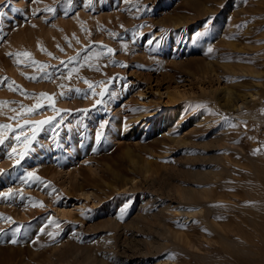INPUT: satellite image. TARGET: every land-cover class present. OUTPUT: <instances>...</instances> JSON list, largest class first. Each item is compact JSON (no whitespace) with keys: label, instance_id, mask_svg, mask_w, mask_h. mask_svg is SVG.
Returning a JSON list of instances; mask_svg holds the SVG:
<instances>
[{"label":"rangeland","instance_id":"obj_1","mask_svg":"<svg viewBox=\"0 0 264 264\" xmlns=\"http://www.w3.org/2000/svg\"><path fill=\"white\" fill-rule=\"evenodd\" d=\"M3 10L0 101L13 103L0 105V124L15 131L0 134L29 141L0 146V193H12L0 195V264H264V0H10ZM227 88L248 105L225 107ZM49 117L39 131L25 124ZM207 170L219 173L211 183L194 180ZM177 183L211 193L187 202Z\"/></svg>","mask_w":264,"mask_h":264},{"label":"snow or ice","instance_id":"obj_2","mask_svg":"<svg viewBox=\"0 0 264 264\" xmlns=\"http://www.w3.org/2000/svg\"><path fill=\"white\" fill-rule=\"evenodd\" d=\"M9 3H10V0H5V4L4 5H0V22H2L4 16L7 15V13L3 9H4L5 5H8ZM89 4H91V0H89ZM145 10H147V9H145ZM16 11H18V9ZM34 14H38V13H34ZM196 35L197 36H200V35H203V33H196ZM157 42H158V40H153V39H149V40L146 41V43L149 44V45H153L154 43H157ZM124 47L126 48L127 45H124ZM114 51L115 50L112 49V48H110V47L107 48V52L108 53H113ZM207 51L209 53H211L213 51V48L209 47L207 49ZM9 55H13V54L10 53ZM15 55L19 56V55H21V53H16ZM23 55L30 56L31 54L28 53V52H24ZM49 55H51V53H49ZM114 63H115V61H114ZM123 66L127 67L128 65L125 64ZM140 67H144V66L141 65ZM73 71H75V69H73ZM29 78L30 79H36V77H29ZM7 79H9V78L4 77L3 80H0V83H3V81L4 80H7ZM9 87L11 88L12 85H9ZM92 88H93V85L91 83H89V89H90L91 94L92 95H97V93H95L94 91H91ZM75 91L76 92H79L81 90L76 89ZM108 94L114 95V93H108ZM40 95L42 97H47V99L49 101V105H48L49 107H52L54 105V99L55 98H54L53 95H50V94H47V93H41ZM98 95L101 98H103L106 95V93L104 91H101ZM86 97H87V94L84 95V98H86ZM8 103H13V102H10V101H0V105H2V104H8ZM103 103H104L103 99H99V100L96 101V103L93 105V107L94 108L95 107H98V106L102 105ZM21 107H23V105ZM41 107H43V105L37 104L35 106V108H29L28 109V112L29 113H32V112L36 111V109L41 108ZM58 111H69V110H58ZM78 111H80L82 115H86L90 110L89 109H80ZM54 119H55V117H49V118H47L45 120H40V121H25V124L35 126L36 127V130L39 131L40 130V126H42V125H50L51 122ZM225 119H227V118H225ZM108 123H109L108 120H104V121H102L99 124L98 130L95 132V140L97 142H101L103 140L104 129L106 128V125ZM23 127H24V125H18L17 126V128H23ZM0 130H12V131H15V129H13V126L11 124H0ZM36 139H37V132L34 131L32 133V135H31L30 140H31L32 143H34L36 141ZM6 141H8L9 143H13V142H17V143H19V142H25V141H29V137L24 136L23 133H20V132H18L15 136H12V137H9L7 135L0 134V146H4ZM32 150L33 149L31 147H28V148H26V150L24 152L19 153L18 154L19 155V159L17 160V164H19L21 160H23L24 158H26L28 156V154ZM255 151L258 152L259 149L255 150ZM13 154H16V148L15 147H12L11 148V151L7 153V155L9 156V158H11V156ZM27 176L28 177H32V178L37 179V180L40 179L38 176L35 175V173H32V172L27 173ZM0 195L10 196V195H12V193L11 192H9V193H0ZM40 203L42 204V202H40ZM214 206H219V205H214ZM127 207H128V205L125 204L124 209H126ZM124 209H121V215H123ZM8 219L10 220L11 218L9 217ZM194 223H198V221H194ZM181 226L186 227V225H181ZM16 230L18 231L19 229H16ZM49 235H52V234L49 233ZM9 242L12 243V244L18 243V241L16 239H12Z\"/></svg>","mask_w":264,"mask_h":264},{"label":"bare ground","instance_id":"obj_3","mask_svg":"<svg viewBox=\"0 0 264 264\" xmlns=\"http://www.w3.org/2000/svg\"><path fill=\"white\" fill-rule=\"evenodd\" d=\"M209 66H211V65H209ZM212 67V69H213V66H211ZM202 71L203 72H207L208 73V71H206L205 70V68L203 69L202 68ZM228 89V88H227ZM225 89H223V91H224ZM221 91V90H220ZM227 91V95L226 96H224L223 95V97H224V101H225V103H224V106L225 107H228V108H231V109H240L241 107H244L246 104L248 105V102H249V100H248V96H246L245 94H238V95H235V96H233V94H232V91H230L229 89L228 90H226ZM253 95H255V93H252V96ZM217 158V157H216ZM215 158V159H216ZM144 166H145V171L144 172H146V174H145V177L147 178H145L147 181L148 180H151V173H152V171H154L155 172V170H154V168H152V165H151V162L150 161H148V162H146L145 164H144ZM143 166V167H144ZM215 174H219V173H216V172H214V175ZM156 175V174H155ZM213 172H210L209 170H207V171H199V172H195V173H193V175L192 176H194V180L195 181H197V182H201V183H204V184H206V183H208V182H210L209 180H210V178H214L215 176L213 175ZM153 176V175H152ZM150 177V179H148ZM217 177V176H216ZM179 182V181H178ZM181 182V181H180ZM211 183V182H210ZM133 185V184H132ZM131 185V186H132ZM194 185V184H193ZM130 186V187H131ZM129 187V188H130ZM211 186H209V187H207V185L206 186H204V187H201V188H197V187H193V186H182V185H180V183H177V184H175V190L178 192V196H180V198H182V199H184V200H186L187 202H200V200H201V203H203V199H206L209 195H210V193H211V188H210ZM131 189V188H130ZM129 189V190H130ZM133 189H136V187H134V188H132V190ZM175 192V191H174ZM222 194V193H221ZM222 195H224L225 196V194H222ZM221 195V196H222ZM174 196V195H173ZM220 196V195H219ZM181 200V199H180ZM192 204V203H191ZM206 205V204H205ZM207 206V205H206ZM209 209V208H208ZM208 214V213H207ZM207 214H205V215H207ZM158 215H159V213H158ZM161 215V214H160ZM160 215H159V217H160ZM162 215H163V213H162ZM184 215V214H183ZM162 217V216H161ZM207 217V216H206ZM202 219H205V218H202ZM210 219V218H209ZM208 219V220H209ZM206 220V219H205ZM222 229V228H221ZM228 229V228H227ZM225 230H226V227H225ZM185 233V232H184ZM182 237H184L183 239H185L187 242H189V243H191V239H190V237H189V235H185V234H181V233H179ZM193 241V240H192ZM202 243V242H201ZM200 245V244H199ZM158 264H166V263H163V262H158ZM168 264V263H167Z\"/></svg>","mask_w":264,"mask_h":264}]
</instances>
